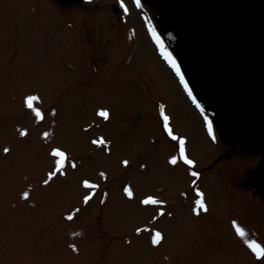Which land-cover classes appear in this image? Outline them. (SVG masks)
Masks as SVG:
<instances>
[{
	"label": "rangeland",
	"instance_id": "374dc122",
	"mask_svg": "<svg viewBox=\"0 0 264 264\" xmlns=\"http://www.w3.org/2000/svg\"><path fill=\"white\" fill-rule=\"evenodd\" d=\"M84 2L83 10L72 0H0V264H264V259L254 261L244 242L264 245V207L257 198L237 193L234 183L228 190L214 168L200 183L210 210L197 215L191 174L170 164L175 147L161 136L155 113L160 104L173 134L189 139L193 160L207 166L211 151L200 140L178 81L153 54L147 27L130 16L132 0ZM117 2L125 20L113 16L110 6ZM28 95L39 97L35 108L59 103L50 116L37 120L25 106ZM103 108L112 113L108 123L98 115ZM42 131L49 137L40 136ZM100 134L109 143L98 146L110 147V155L91 142ZM243 136L246 144H255L254 136ZM54 147L86 157L77 171L65 168L66 175L44 186L54 167L49 155ZM125 159L130 170L121 164ZM255 159L228 170L231 182ZM95 172L107 198L94 194L83 205L87 192L81 181ZM127 181L132 199L122 194ZM184 189L189 198L182 199ZM148 195L164 200V211L174 217L159 218V208L142 205ZM74 211L73 221H66ZM152 221L164 235L155 248L150 231H135ZM232 221L246 237L236 234Z\"/></svg>",
	"mask_w": 264,
	"mask_h": 264
},
{
	"label": "snow or ice",
	"instance_id": "6c2138e0",
	"mask_svg": "<svg viewBox=\"0 0 264 264\" xmlns=\"http://www.w3.org/2000/svg\"><path fill=\"white\" fill-rule=\"evenodd\" d=\"M136 2V6L140 7V0H135ZM126 10V9H125ZM149 30L152 33L153 38L155 39L156 43L159 45L160 50H161V54L163 55L164 59L169 63V65H171V67L176 71V74L180 77V82L183 84L185 90L188 92L189 97L192 98L193 102H196V98L192 95V91L188 86L187 81L184 79L183 74L181 73L180 67L177 64V61L175 59V57L172 55V53H170L169 51H167V49L165 48L163 42L161 41L159 35L157 34L156 30L154 27L151 26V24H149ZM39 97L36 95H28L25 98V104L26 107L31 110L32 112H34L35 117L37 118V120H42L43 119V113L41 112V110L39 108H35L33 106V102L38 100ZM196 106L197 108H199L201 110V112H204V108L198 103L196 102ZM98 115L102 118H104L105 120L109 119L110 113L108 110L106 109H101L98 112ZM159 116L162 119V128L163 131L167 133V135L169 137H171L172 141H176L178 142V152H179V160L182 161L185 165H189L192 166L194 165V161L192 159H190L188 157V155L186 154V138L183 136H178L173 134V130L170 127V117L168 115L165 114V105L164 104H160L159 105ZM207 128H208V132L211 135L213 132V126H212V121L211 120H207ZM20 136L21 137H25L27 136V131L26 130H21L20 131ZM50 133L49 132H44L43 136L45 138L49 137ZM213 139H215V137L213 136ZM92 144L94 145H105L107 142L104 139H99V140H92L91 141ZM3 152L5 154L10 152V149L5 147L3 149ZM50 155L54 158V167L52 170L48 171L46 176L47 178L43 180V184L44 185H48L53 179L54 177H56L58 174L59 175H66L65 172V165L66 163H68V155L67 153L62 150L59 147H54L51 149V153ZM169 162L172 165H177L178 163V157L176 155H172L169 158ZM121 164L124 166H128L129 161L127 159L122 160ZM71 168L75 169L77 167L75 162L71 163ZM141 167H144V165H141ZM100 177L104 178L105 180L107 179L106 173L104 172H100L99 173ZM191 175L193 177H196L199 175L198 172L192 171ZM82 185L83 187H85L86 189H97L99 187V185L95 184V183H91L89 180L85 179L82 181ZM123 193L126 195V197H128L129 199L133 198V191L132 188L128 185H125L123 187ZM108 193L105 192L103 194L104 198H107ZM24 196L27 198L28 193L25 192ZM200 199L196 200V205L198 206L197 209H194V211L196 212L197 215H199V210H203L205 212H207V206L204 202L203 196L204 194L202 192L199 193ZM83 199V203L85 205L88 204V202L92 199V194H88V195H84L82 197ZM105 200L102 199L101 203H104ZM140 203L142 205H161L164 204L165 202L163 200H160L154 196L148 195L145 196ZM76 211L78 212L79 209H76ZM165 213L163 212V210H161L159 212L160 216H163ZM168 215H171V213H168ZM157 217H153V219L155 220ZM68 220L73 219L72 215H68L67 217ZM232 224L235 228L236 234L241 237L244 238L246 237V232L244 230V228H242L236 221H232ZM136 233H140L142 231V229L140 227H137L135 229ZM153 231V235L151 236V243L153 245H159L162 240H163V234L159 231V230H152ZM245 244L247 245V247L251 250L252 253L255 254L256 258L259 260L261 258H264V245H262L261 243H258L256 240H249V239H245L244 240ZM73 250H76L75 245L72 246Z\"/></svg>",
	"mask_w": 264,
	"mask_h": 264
},
{
	"label": "water",
	"instance_id": "95a60500",
	"mask_svg": "<svg viewBox=\"0 0 264 264\" xmlns=\"http://www.w3.org/2000/svg\"><path fill=\"white\" fill-rule=\"evenodd\" d=\"M194 3L197 21L205 34L220 32L222 36L227 37L229 35L226 31L232 34L231 32L236 31L237 25L244 24L249 26L247 27L250 35L258 36L264 42V17L259 18L256 28L251 26L252 12L247 0H194ZM263 60H257L255 66L251 65L252 63L249 66L235 60H218L223 80L225 77L240 98L251 105V111L247 114L249 119L260 116L264 108ZM237 62L245 64L244 67ZM263 170L264 162L259 172Z\"/></svg>",
	"mask_w": 264,
	"mask_h": 264
}]
</instances>
